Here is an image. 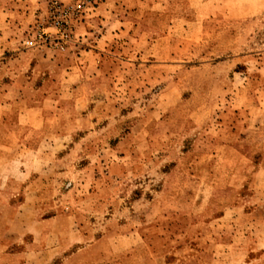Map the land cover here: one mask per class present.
<instances>
[{
    "label": "rangeland",
    "instance_id": "rangeland-1",
    "mask_svg": "<svg viewBox=\"0 0 264 264\" xmlns=\"http://www.w3.org/2000/svg\"><path fill=\"white\" fill-rule=\"evenodd\" d=\"M56 3L70 9L66 31L50 26ZM6 39L25 53L21 67L34 53L51 55L64 95L73 85L69 55L87 65L89 112L101 116L91 134L52 148L20 141L15 160L5 157ZM263 153L264 0H0V264L31 243L19 235L33 224L35 196L26 219L5 220V179H19L13 168L21 165L26 177L41 171L46 211L54 198L65 211L76 202L74 212L89 215L99 233L120 221L135 226L141 234L128 264H163L164 255L171 263L181 246L186 260L197 250L194 264H248L264 248ZM65 225L42 241L65 247ZM113 243L75 264H112ZM27 261L35 264L33 255Z\"/></svg>",
    "mask_w": 264,
    "mask_h": 264
},
{
    "label": "crops",
    "instance_id": "crops-1",
    "mask_svg": "<svg viewBox=\"0 0 264 264\" xmlns=\"http://www.w3.org/2000/svg\"><path fill=\"white\" fill-rule=\"evenodd\" d=\"M12 44H14L12 40H5V61L7 64H5V83L2 85L5 87V157H10L11 161L15 160V156L17 157L20 153V141H33L42 146L43 143L46 144V140H49V147L52 148L51 141L68 140L74 142L91 134L92 125L100 124L101 116L95 117L89 112L93 105L88 92L85 90L86 83L84 80L87 65H81L83 62H80L75 53L69 55L70 64L64 68V72L68 80L73 82V85L69 92L64 95L57 91L58 86L56 85L59 81L56 82L53 78L54 69L51 66L54 64V59L51 55L34 53V59L28 65L24 64L21 67L19 60H23L26 55L17 51L19 47H13ZM102 55L104 54H100V56ZM75 60H79V63ZM10 61L15 62L11 63ZM14 64L18 67H15ZM103 70L100 64V71L103 72ZM63 96H65V100H63ZM115 136H117L116 133L108 137L107 140L115 138ZM127 138L120 139L125 140ZM21 152L23 153V151ZM260 152L263 151L258 150L253 154L258 155L261 154ZM43 153V155H47L44 151ZM13 169L19 175V179L13 181L15 178L13 175H8L5 179V220L26 219L27 214L23 209L30 202L31 196H35V201H33L34 211L29 217L33 220V224L23 226L19 235V237L32 236L31 243L12 252L9 250L5 253L6 261L10 264H29L27 260L30 255H33L35 264H51L57 258H62V264H75L77 261H83V257L88 252L105 245L111 236H113L114 241V255L109 257L108 261L112 264H128L133 259L130 253L137 247L138 240L136 237L141 234L135 226L133 227L131 223H125L127 220L120 221L119 226L113 231L99 233L90 222L89 215L74 212L76 202L67 203L69 207L67 208L68 211H65L64 207L56 206L59 203L54 198L47 203L49 204V211H46L43 209L41 197L42 176L35 175L36 172L40 173L41 171L32 167L28 177H26L22 165ZM22 176L24 179L20 180ZM36 187L40 189H35ZM29 190H34L33 194H29ZM102 201L107 208L113 203L112 199L109 198ZM96 204L102 205L101 202ZM249 216H253V214L250 213ZM77 219L80 221L76 225ZM61 221H65L66 224L64 232L65 236L69 238L67 245L63 247V240L60 239L58 242L48 243L46 241L44 243L42 241L43 235H46V232L51 231V229L56 230V228V231L59 232L58 229L60 228L58 227ZM5 231H8L7 228ZM89 240L90 242L87 243ZM20 241L21 239L17 238L12 243L20 244ZM119 241L124 243L123 248L120 247ZM229 244L232 245V242ZM249 246L247 247L248 258L252 251ZM182 247L176 249L171 263H169V258L164 255L163 264H194L196 259L198 260L197 250L191 248V253L195 255H191V258L186 260L183 257L186 248ZM257 250L259 254L253 259L245 260V263L264 264V248ZM68 251L74 252L68 256H63ZM42 254H48V258L43 260Z\"/></svg>",
    "mask_w": 264,
    "mask_h": 264
},
{
    "label": "built area",
    "instance_id": "built-area-1",
    "mask_svg": "<svg viewBox=\"0 0 264 264\" xmlns=\"http://www.w3.org/2000/svg\"><path fill=\"white\" fill-rule=\"evenodd\" d=\"M86 1L90 2L91 0H86ZM77 8H81V7H77ZM71 18L72 15L70 13L69 8L63 7L61 4H57V3L51 7L49 23L50 26L55 28L56 30L66 31L71 25V21H70ZM26 44L30 47H34L37 45L34 40L27 41Z\"/></svg>",
    "mask_w": 264,
    "mask_h": 264
}]
</instances>
